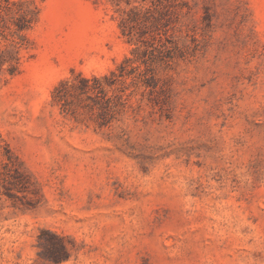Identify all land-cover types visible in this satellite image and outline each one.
<instances>
[{"label": "rangeland", "instance_id": "obj_1", "mask_svg": "<svg viewBox=\"0 0 264 264\" xmlns=\"http://www.w3.org/2000/svg\"><path fill=\"white\" fill-rule=\"evenodd\" d=\"M0 264H264V0H0Z\"/></svg>", "mask_w": 264, "mask_h": 264}, {"label": "trees", "instance_id": "obj_2", "mask_svg": "<svg viewBox=\"0 0 264 264\" xmlns=\"http://www.w3.org/2000/svg\"><path fill=\"white\" fill-rule=\"evenodd\" d=\"M130 60H126L124 63H122L119 66V73L116 74L115 72H112L111 75L105 76L102 78L98 77H93L92 79L85 78V77H79L75 81L69 82V81H64L61 82L59 86L56 87L54 91L53 97L55 100L59 103L62 104L64 109L68 108L69 101H68V96H69V91L74 90L76 91L79 95H86L89 99H92L91 94H95L97 98L96 104L99 105L100 103L101 108L103 109V114L102 117L104 118L103 120V125L108 124L110 120L114 118V114L116 112V109L118 106H122L124 103L122 101V97L119 96L116 99L113 98H106V93H105V83H107L108 86H113L117 84V82L120 80V78L125 77L126 75H129L132 73V70L127 68L126 63L129 62ZM142 76V81L144 84H146L148 87H154L156 85V82L154 80V76L148 77L147 73ZM102 100V101H101ZM109 116V120H106V117ZM108 118V117H107ZM56 238V236H55ZM59 241V248L56 246V243H54L52 240H49V244H52V247L55 246L57 247V251H53L50 254V259L55 261L56 263L62 261L64 258L67 257V249L66 246L62 243L61 238H57ZM48 244V245H49Z\"/></svg>", "mask_w": 264, "mask_h": 264}]
</instances>
